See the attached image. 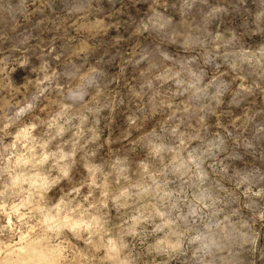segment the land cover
<instances>
[{
    "label": "rangeland",
    "instance_id": "obj_1",
    "mask_svg": "<svg viewBox=\"0 0 264 264\" xmlns=\"http://www.w3.org/2000/svg\"><path fill=\"white\" fill-rule=\"evenodd\" d=\"M36 243L264 264V0H0V264Z\"/></svg>",
    "mask_w": 264,
    "mask_h": 264
},
{
    "label": "bare ground",
    "instance_id": "obj_2",
    "mask_svg": "<svg viewBox=\"0 0 264 264\" xmlns=\"http://www.w3.org/2000/svg\"><path fill=\"white\" fill-rule=\"evenodd\" d=\"M37 244L38 243L29 244L27 246V250H26L27 252L25 254H21L18 256L17 254L14 253L15 255L18 256L17 263L18 264H57V256L59 254V250L56 247H47V246L45 247L43 246L44 244L43 245H37ZM18 252L19 250L17 251V253Z\"/></svg>",
    "mask_w": 264,
    "mask_h": 264
}]
</instances>
